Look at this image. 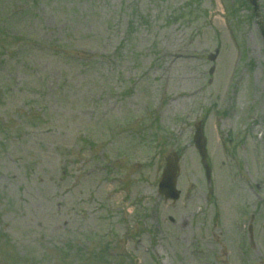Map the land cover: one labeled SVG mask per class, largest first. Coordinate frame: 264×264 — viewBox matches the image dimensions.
I'll return each mask as SVG.
<instances>
[{"label":"rangeland","instance_id":"1","mask_svg":"<svg viewBox=\"0 0 264 264\" xmlns=\"http://www.w3.org/2000/svg\"><path fill=\"white\" fill-rule=\"evenodd\" d=\"M258 3L0 0V264H264Z\"/></svg>","mask_w":264,"mask_h":264},{"label":"water","instance_id":"2","mask_svg":"<svg viewBox=\"0 0 264 264\" xmlns=\"http://www.w3.org/2000/svg\"><path fill=\"white\" fill-rule=\"evenodd\" d=\"M250 1L255 5L257 9L258 0H250ZM196 141L199 144L203 155L206 156L205 139L203 137V130L200 127L198 128ZM175 169H176L175 164L170 163L169 169L164 173L163 181L161 183V193H165L168 197L177 198L178 193L175 192V183H176V170ZM172 191L177 194H173Z\"/></svg>","mask_w":264,"mask_h":264}]
</instances>
